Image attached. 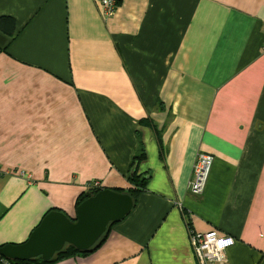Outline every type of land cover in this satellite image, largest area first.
I'll return each mask as SVG.
<instances>
[{"label": "crops", "instance_id": "1", "mask_svg": "<svg viewBox=\"0 0 264 264\" xmlns=\"http://www.w3.org/2000/svg\"><path fill=\"white\" fill-rule=\"evenodd\" d=\"M140 142L132 210L56 264H198L193 230L212 229L230 264H264V0H119L107 19L97 0H0V245L91 186L126 191Z\"/></svg>", "mask_w": 264, "mask_h": 264}, {"label": "water", "instance_id": "2", "mask_svg": "<svg viewBox=\"0 0 264 264\" xmlns=\"http://www.w3.org/2000/svg\"><path fill=\"white\" fill-rule=\"evenodd\" d=\"M133 206L128 193L104 188L82 201L74 217L62 210H50L25 242L0 246V256L7 260L41 257L43 261H49L66 246L87 251L111 224L123 219Z\"/></svg>", "mask_w": 264, "mask_h": 264}, {"label": "built area", "instance_id": "3", "mask_svg": "<svg viewBox=\"0 0 264 264\" xmlns=\"http://www.w3.org/2000/svg\"><path fill=\"white\" fill-rule=\"evenodd\" d=\"M102 8L105 19L112 17L118 7L119 0H97ZM214 156L210 153L201 152L193 165V178L190 183V192L194 195H202L205 191ZM6 172L0 166V174ZM26 177V173L21 172ZM259 224L261 235L264 237V225ZM193 252L198 264H230L226 257L229 247L234 244V237L224 234L216 229L207 232L193 230ZM2 263L9 264L8 260L0 256Z\"/></svg>", "mask_w": 264, "mask_h": 264}, {"label": "trees", "instance_id": "4", "mask_svg": "<svg viewBox=\"0 0 264 264\" xmlns=\"http://www.w3.org/2000/svg\"><path fill=\"white\" fill-rule=\"evenodd\" d=\"M159 106H161L160 103H159ZM140 123H142V124H144V125H146L152 129L153 133L155 134V138L157 140V143H158L160 157L163 158L164 157V151H163V145H162V140H161V136H162L161 135V129H159L150 118H143ZM137 150L138 151L133 155V158L131 161V167H130V173H129L130 187L126 191H123L122 189H114L115 191H118V192L128 193L132 197L134 205L136 202L137 194L146 188L147 183L150 179V173L139 171V164L146 158L145 148L141 142H140V146H138ZM102 189H104L102 186L96 185V186H91L86 191L82 192L78 196V198L76 199V202H75L76 208L79 206V204L82 201H84L88 197L96 194L98 191H100ZM55 210H60V209H55ZM188 223H189V225H191L190 222H188ZM111 226H112V224H111ZM111 226L109 227V229H107V231L100 238V240L87 251H78L72 246H66L63 249V251L58 252L49 261H43L41 259V257H37L34 259L23 260V261H21V260H8V263L9 264H56L59 260H61L63 258L86 254L88 252H91V251H94L95 249H97L105 241L106 237L108 236V233L110 231ZM0 246H2V245H0ZM0 263H2L1 260H0Z\"/></svg>", "mask_w": 264, "mask_h": 264}, {"label": "rangeland", "instance_id": "5", "mask_svg": "<svg viewBox=\"0 0 264 264\" xmlns=\"http://www.w3.org/2000/svg\"><path fill=\"white\" fill-rule=\"evenodd\" d=\"M207 182H208V181H207ZM206 186H207V185H206ZM260 224H261V225H264V223H263V222H262V223L260 222ZM261 225H260V226H261Z\"/></svg>", "mask_w": 264, "mask_h": 264}]
</instances>
